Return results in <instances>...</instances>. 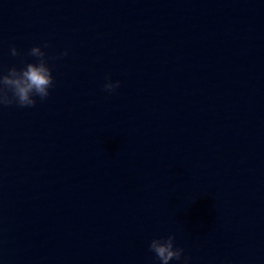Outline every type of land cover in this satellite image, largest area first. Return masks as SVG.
Listing matches in <instances>:
<instances>
[{
	"label": "water",
	"instance_id": "95a60500",
	"mask_svg": "<svg viewBox=\"0 0 264 264\" xmlns=\"http://www.w3.org/2000/svg\"><path fill=\"white\" fill-rule=\"evenodd\" d=\"M32 47L54 86L0 107V264H160L170 235L169 264H264V0H0L3 74Z\"/></svg>",
	"mask_w": 264,
	"mask_h": 264
},
{
	"label": "clouds",
	"instance_id": "9594fccd",
	"mask_svg": "<svg viewBox=\"0 0 264 264\" xmlns=\"http://www.w3.org/2000/svg\"><path fill=\"white\" fill-rule=\"evenodd\" d=\"M49 45L43 44L44 48ZM13 57L20 55L15 47L10 49ZM65 51L61 57L66 56ZM28 56L34 57L36 63H26L19 70L13 66L7 69L6 74L0 70V107H9L15 105L20 108L35 107L36 99L44 101L49 96V89L54 86L51 69L48 67V60L41 47H32ZM61 57H56L57 59ZM107 81L103 85V90L108 93H114L120 86V82H111L110 77H105ZM174 236H168L166 239H153L149 244V251L154 253L160 264H169L172 260L179 261L183 249L174 248Z\"/></svg>",
	"mask_w": 264,
	"mask_h": 264
}]
</instances>
